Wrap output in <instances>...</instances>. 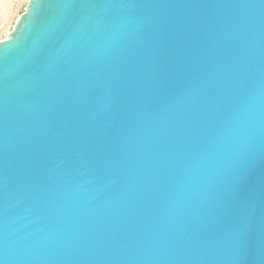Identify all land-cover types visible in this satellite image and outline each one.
Masks as SVG:
<instances>
[{"label": "water", "instance_id": "95a60500", "mask_svg": "<svg viewBox=\"0 0 264 264\" xmlns=\"http://www.w3.org/2000/svg\"><path fill=\"white\" fill-rule=\"evenodd\" d=\"M0 264H264V0H27Z\"/></svg>", "mask_w": 264, "mask_h": 264}, {"label": "rangeland", "instance_id": "374dc122", "mask_svg": "<svg viewBox=\"0 0 264 264\" xmlns=\"http://www.w3.org/2000/svg\"><path fill=\"white\" fill-rule=\"evenodd\" d=\"M27 0H0V41L11 30L16 18L23 12Z\"/></svg>", "mask_w": 264, "mask_h": 264}]
</instances>
